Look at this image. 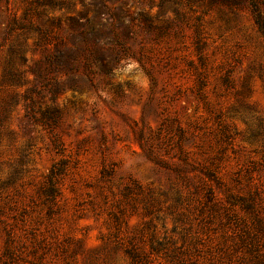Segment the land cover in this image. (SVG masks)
<instances>
[{
    "label": "rangeland",
    "instance_id": "1",
    "mask_svg": "<svg viewBox=\"0 0 264 264\" xmlns=\"http://www.w3.org/2000/svg\"><path fill=\"white\" fill-rule=\"evenodd\" d=\"M80 17L92 71L50 70ZM262 23L264 0H0V264H264Z\"/></svg>",
    "mask_w": 264,
    "mask_h": 264
},
{
    "label": "trees",
    "instance_id": "2",
    "mask_svg": "<svg viewBox=\"0 0 264 264\" xmlns=\"http://www.w3.org/2000/svg\"><path fill=\"white\" fill-rule=\"evenodd\" d=\"M86 14L89 12H94L98 15H104L108 12V7L103 3L102 7L99 8H90L86 5L85 9ZM112 17L115 18L114 13L108 12ZM74 23L76 25L82 26V29L79 31L78 35L73 39L74 46L71 47L70 53L66 54L64 52H59L51 55L48 59L50 70H61L64 63L70 65L69 74H74L77 71L74 68V65H71L78 58H82L84 65L92 71L91 67L95 59L99 58V41H97V35H99L100 29H95L94 26L89 27L88 25L92 22L91 18H87L86 23L84 24L81 17L75 18ZM261 24V23H260ZM107 27V26H105ZM261 29L264 31V25L262 23Z\"/></svg>",
    "mask_w": 264,
    "mask_h": 264
}]
</instances>
